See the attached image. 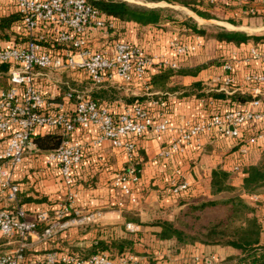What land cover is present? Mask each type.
Listing matches in <instances>:
<instances>
[{
  "label": "built area",
  "instance_id": "1",
  "mask_svg": "<svg viewBox=\"0 0 264 264\" xmlns=\"http://www.w3.org/2000/svg\"><path fill=\"white\" fill-rule=\"evenodd\" d=\"M20 16L16 35L9 42L0 40V65H8L7 86L0 87V241L14 247L0 253V264H132L133 257L111 259L106 254L82 258L67 249L36 252L30 249L31 239L49 243L71 227L98 225L103 218L100 210L81 211L75 204V173L82 164L85 146L75 136L76 131L95 130L94 145L104 141L122 151L127 165L112 179L110 185L120 192L119 211L126 204L138 206L134 186L140 181L134 161L139 157V141L147 134L173 136L159 150L158 157L173 159L188 147L201 148L203 139H226L239 146L233 173H241L252 148L264 149V71H249L244 82L253 87L252 100L246 104H229L213 98L200 100L203 116L171 128L168 102L152 101L149 105L135 102L120 114L84 91H77L64 82L44 88L50 72L82 74L92 85L102 87L108 80L120 79L126 85L144 82L151 60L124 36H117L116 22L108 18L89 0H8ZM206 4L220 2L233 8L225 16L240 20L264 17V0H203ZM217 10V9H216ZM169 47L174 59L162 60L160 65L179 69L180 62L196 55L203 47L202 38L192 36L186 41L179 35L171 38ZM233 52L222 60L226 73L222 89L228 95L236 91ZM242 61H258L264 66V43L252 44ZM59 82V81H57ZM220 105L224 107L220 108ZM153 109H157L155 115ZM62 136L53 151L39 155L48 167H54L66 194L48 208L30 212L20 203L21 185L17 177L29 156H38L33 143L36 135ZM247 167V166H246ZM141 173V172H140ZM190 186L178 177L173 180L170 195H187ZM253 204H264V194L251 195ZM126 229L135 233L139 226L127 223ZM41 229V230H40ZM198 264H221L215 255L195 257Z\"/></svg>",
  "mask_w": 264,
  "mask_h": 264
},
{
  "label": "crops",
  "instance_id": "2",
  "mask_svg": "<svg viewBox=\"0 0 264 264\" xmlns=\"http://www.w3.org/2000/svg\"><path fill=\"white\" fill-rule=\"evenodd\" d=\"M15 13L14 7L8 0H0V19ZM18 23L19 22H16L11 25L9 29L4 30L8 35L6 39H3L0 33V40L2 42L7 43L15 37ZM245 23L246 20L242 19L241 25ZM116 35L124 36L135 48L144 50L149 60H151V66L147 72L148 78H146L148 79V85L144 82L126 85L121 82L120 79L114 78L108 80L102 87L118 90L122 89L125 98H134L142 95H146L148 98L141 101L136 99L130 101L131 103L129 104L123 103L121 98L114 102L105 100L99 102L105 103L111 107L115 114H120L124 107L134 104L135 102L149 105V103L154 101L152 95H167L169 117L171 120V128L173 129L178 128L184 122L192 120L195 117L203 116L204 110L202 109L203 105L200 104L201 99L195 97L177 98L176 93L167 94L158 91L152 93L148 92L151 89V86H149L150 79L157 73L160 62L162 60L169 61L174 59L173 52L169 47L171 38L179 35L184 40L190 41L193 36L192 34H185L179 29L163 30L155 27H141L135 23H127L125 25V31H118ZM202 42L203 47L196 55L185 61H181L179 69H172L173 74L169 83L171 86H190L193 83L200 82L205 87L203 92L206 95L210 92L219 93L218 90L222 89L223 80L226 76L222 66L205 65L207 63H198L196 65L195 63L193 64L194 60L198 59L197 56L205 54V50L208 49L207 46L217 47V49L227 47L230 49L228 54L239 52L241 53V57L246 55L252 46V43L237 46L232 43L205 40L204 38H202ZM241 57L235 59L234 62V73L237 82L234 88L229 89L227 92L236 91L235 93L249 94L251 96L253 87L244 82V76L249 71L262 72L264 71V66L256 60L245 63L242 61ZM201 66H206V68L202 69L200 68ZM6 73H0V77L6 75ZM153 111L155 115H158L157 109H153ZM75 136L85 146V155L82 164L75 173L76 183L74 191L78 194L75 206L83 212L87 210H100L103 214V218L98 225L92 226L98 227L100 230L113 228V231L119 228L118 225L121 223L124 225L132 223L139 226V229L143 232L149 229L153 230V232H158L159 229L157 227L147 226L145 225L147 224L146 222L154 220L152 218L156 220H173L176 213L181 209L177 204V198L170 195V187L173 180L179 175L182 180L187 181L191 191L190 195L187 194L188 196L210 197V179L212 171L217 167L227 170L228 167L235 162L236 152L239 148V146L233 144L231 146V151L227 153V155L225 152H221L219 157L215 155V152H211V154L204 153L203 147L205 146L206 139H203L201 148L188 147L186 152L182 155L176 156L173 159H162L158 157V152L173 136V133L168 132L162 136H155L151 133L147 134L138 143L139 151L143 152L147 158L142 166L140 181L133 187L139 204L138 206L126 204L123 211H119L117 202L121 199V195L118 190L111 187L110 183L114 176L127 165V156L122 151L113 148L108 141H104L100 146L94 145V129L90 130L88 133L76 131ZM222 141H226L225 143L227 144L229 143L226 139H221V142ZM221 142H218L217 139V142L213 140L212 142H208V144L212 146L213 144L218 145ZM231 144L232 142L230 141V145ZM263 152L264 149L252 148L245 167L256 164ZM37 162H39V165ZM34 165L37 167L35 168ZM44 179H52L55 186L58 187L57 191H47L44 186L46 181ZM17 180L21 185V192L19 195L20 203L30 212L54 206L58 203V200L62 199L66 194V189L58 178L57 170L54 167H48L41 156L27 157L21 172L18 174ZM46 196H49V199H47ZM57 196L58 198H56ZM53 197L54 200H52ZM45 198L47 201H50L49 204H46ZM42 199H44V201ZM128 214L132 215L130 218H132L134 222H126ZM111 226H115V228ZM78 229L79 227H71L67 231L57 235L49 243H41L33 237L30 241V249L40 253L50 249H67L70 251V249L78 247H88L94 239V234L88 233L81 235ZM106 232L107 231H105V234ZM154 241L157 246L156 250H154L155 245L153 244H150L153 249L144 248L142 249L143 251H141V248H139V252H144V255H132L134 258L132 264L172 263L171 261L167 262L165 256L170 258L169 247L173 245V242H160L156 239H151V242ZM7 246L11 249L15 245L13 243ZM230 254H233V251L229 248L196 244L186 246L172 257L178 261L177 264H191V262H193V264H198L194 260L195 257L215 255L220 260H223ZM120 257L121 256L116 257L115 260L118 261ZM154 261L156 262L153 263Z\"/></svg>",
  "mask_w": 264,
  "mask_h": 264
},
{
  "label": "trees",
  "instance_id": "3",
  "mask_svg": "<svg viewBox=\"0 0 264 264\" xmlns=\"http://www.w3.org/2000/svg\"><path fill=\"white\" fill-rule=\"evenodd\" d=\"M144 2L158 3L166 2L173 5L190 7L199 17L207 20L219 19L214 10L219 8L222 13H227L233 8L222 5L207 3L205 11H201L200 4L203 0H143ZM252 2L253 0H248ZM89 2L104 13L108 18L116 22L118 31H125L127 23H135L141 27H155L158 29H175L204 38L205 40H217L232 43L237 46L242 44H262L264 35L255 38L242 32L228 31H209L189 23L187 20L178 18V12L173 8H147L129 4L121 0H89ZM224 14V15H225ZM20 21L19 14L15 13L0 19V33L6 39L8 35L4 32L11 25ZM234 26L241 25V19H228ZM118 30V31H117ZM8 65H0V73H6ZM173 70L168 66L159 65L158 71L149 82L151 89L148 91L167 94H177V98L195 97L206 100L213 98L221 101L224 106L233 104H246L252 100L249 94L235 93L231 96L224 92H203L202 83H193L190 86L170 85V78ZM179 92V93H178ZM129 98V97H128ZM148 96L130 97L128 100H144ZM154 101L168 102L167 95H152ZM96 100V99H95ZM62 136L59 134L36 135L33 143L40 153H47L59 147ZM142 157V158H141ZM146 161L144 153L134 161L138 174L142 170L143 163ZM240 178L242 181V195H236L226 200L213 199H194L188 195L179 197L178 205L181 207L178 217L173 220H157L153 227L159 229L154 232V237L160 242H173L176 251L184 249L186 246L202 244L206 246H218L229 248L233 251L221 264H264V204H253L249 197L251 195L263 194L264 189V152L259 161L254 165L244 167ZM231 171L217 167L211 173L210 196L234 191L235 187L230 183ZM192 199V200H191ZM44 201V199H42ZM218 210L223 213L222 217L207 219V213ZM263 216V217H262ZM105 231L106 234H105ZM79 234H94V239L88 247L70 249V252L84 259L97 254H106L111 259L118 256L125 257L140 255L139 248L144 247L142 233L140 231L129 233L130 237H117L113 228L102 229L87 225L79 227ZM136 237V238H133ZM87 254H83V251Z\"/></svg>",
  "mask_w": 264,
  "mask_h": 264
},
{
  "label": "rangeland",
  "instance_id": "4",
  "mask_svg": "<svg viewBox=\"0 0 264 264\" xmlns=\"http://www.w3.org/2000/svg\"><path fill=\"white\" fill-rule=\"evenodd\" d=\"M121 1H126L129 4L132 5H138V6H142V7H147V8H173L174 10H176L179 14H178V18L180 19H184L187 20L189 23L191 24H195L197 27L204 29V30H209V31H213V30H217V31H228V32H242L245 33L249 36L258 38L261 37L262 35H264V17H252V18H244V20H246V23L244 25H238V26H234L231 23L228 22V18L227 16H225V13H222L221 11H219V8H217V10H214L215 14H217L219 19H211V20H207V19H203L201 17H199L196 13H194L190 7H184L181 5H173V4H168L166 2H158V3H150V2H144L143 0H121ZM206 3H201L200 4V9L201 11H205L207 6ZM242 20V19H241ZM213 40V39H210ZM227 46V45H225ZM208 49L205 50V54L203 55H199L197 56L198 59L194 60L193 64L195 63L196 65L199 63H207L205 65L208 66H221L222 65V60H226L229 59V55L228 52H230V49L226 48H222V49H217L212 47V46H207ZM204 49V48H203ZM220 51V52H219ZM205 55V56H204ZM196 58V57H195ZM200 68L204 69L206 68V66H201ZM199 68V69H200ZM48 76H50L46 86L44 88L48 89V88H53V86H59L60 88H62V91L64 90V88L66 89V86L64 84V82H68L69 83V87H71L74 90L77 91H84L87 95H90L92 98L97 99L98 101H108V102H114L117 99H122V102L125 104H129L131 103L128 99L129 98H125L124 95V91L122 89H112V88H104V87H97L92 85L88 80H86L84 78V76L82 74H78V73H67V72H50L48 73ZM7 79H8V75H4L0 77V87H6L7 86ZM59 81V82H57ZM61 82V83H60ZM179 93V92H178ZM224 107L223 105H220V108ZM56 134H59L56 133ZM61 135V134H59ZM213 140H210L208 142H212ZM208 142L206 141L205 146L203 147L204 153L207 154H211V152H215V155L219 156V154L222 152H225L226 155L227 153H229L231 151V146L233 145V143L230 145V142L227 144L225 142H221V139H218L219 143L217 144H213L212 146H209ZM217 142V140H216ZM228 142V141H227ZM210 149V150H209ZM233 150V149H232ZM42 154H46V153H38L39 155ZM139 155L141 156V151H139ZM145 156V155H144ZM146 157V156H145ZM220 157V156H219ZM142 158V157H141ZM37 159V158H36ZM147 159V158H146ZM36 163V161H35ZM34 164V162H33ZM37 164L39 165V162H37ZM23 167V165H22ZM34 167L36 168L37 166L34 165ZM228 169L230 170L231 167L229 166ZM22 170V168H21ZM241 174L238 173H233L231 172V178H230V183L231 185H233V187H235L234 191H228V192H224L221 193L219 195H217L216 197H212L210 196L208 198V200H213V199H219V200H226L230 197L239 195L242 193V181H241V176H239ZM46 180V179H44ZM45 189L48 191H57L58 187L55 186L54 181L52 179L50 180H46L44 183ZM261 193L264 194V189L261 191ZM49 194V193H48ZM189 194H191V191L189 190ZM57 195V194H56ZM242 195V194H241ZM62 197V196H60ZM59 197V198H60ZM47 199H49V196H46ZM46 200V204H49L50 201ZM58 198V196L56 197ZM55 198V199H56ZM207 196H195L194 199H206ZM180 198H177V204ZM52 200H54V197L52 198ZM192 200V199H191ZM48 208V207H47ZM180 211H178L175 215V217H178ZM223 213L218 211V210H214V211H210L207 213V219H214L216 217H222ZM131 214L127 215V221L130 222H134L132 218ZM174 217V218H175ZM263 217V216H262ZM154 220H150L147 221L145 225L147 226H153L154 223L157 221L155 218H152ZM264 219V217H263ZM114 227L115 226H111ZM119 228L114 230V234L117 237H129V234H127V232H129L126 229V226L124 224H120L118 225ZM130 233V232H129ZM140 233H142V240H143V245L144 247H141V251H143L142 249H153L152 246H150V244L155 245L154 246V250H156L157 246L154 242H151V239H156L154 237V232L153 230H147L146 232H143L142 230H140ZM136 238V237H133ZM263 240H264V236H263ZM7 242H5L4 240L0 241V253L4 252L6 250H9V246H6L4 244H6ZM160 245V244H157ZM170 253H169V257L165 256V260L167 262H172L171 264H177V260L174 259L172 256L175 254H178V251L175 250V248H173V245H170ZM86 252L83 251V254H87V250H85ZM172 251V252H171ZM143 253V254H142ZM140 255H144V252H139ZM156 261H154L153 263H155ZM152 263V262H151ZM191 264H193V262H191Z\"/></svg>",
  "mask_w": 264,
  "mask_h": 264
}]
</instances>
